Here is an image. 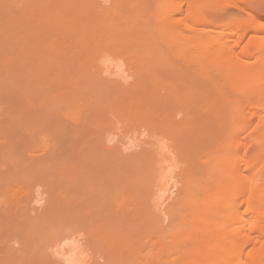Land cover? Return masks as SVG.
Segmentation results:
<instances>
[{
	"label": "bare ground",
	"instance_id": "bare-ground-1",
	"mask_svg": "<svg viewBox=\"0 0 264 264\" xmlns=\"http://www.w3.org/2000/svg\"><path fill=\"white\" fill-rule=\"evenodd\" d=\"M7 1L9 0H6V2ZM82 1L83 0L74 1L76 3L75 5L76 8H74L75 6L73 7L75 9L73 14L75 15L69 20L63 19L62 21L60 19H54L51 21L50 20L51 17L48 18L51 15H49L48 13V17L46 15L45 17L46 19H45L43 17L45 16L43 12L38 14L40 17L37 15V18L39 17L38 25L42 23L41 25L43 27V30L44 28H46L45 31L49 30L47 27H45V24L46 26H48V24L50 23L49 25L51 26V28L49 27L50 34L53 32L51 35L49 34V32H45V31L44 32L42 31L39 33V31H41L40 29H38L39 26L37 28H36V25H35V28L34 26L31 27V25H34L32 23L28 27L32 28V30L34 29V31L38 29L37 31H35V34L33 31H32L33 33L30 32L26 26L20 27L22 28V30L15 29L17 28L15 26L14 29L17 30L16 32H18V34L14 32L15 35H13L11 31H15V30H12L14 24H18V25L26 24V23L30 24V22H33V21L29 20L28 19L29 17L26 18L27 16H29V13H27L28 15H25L26 17L17 16L19 18H15L9 21V16H10L9 8L11 9V7L10 5L7 4L8 2L7 3L3 1L0 2V50H1L0 51V54H1L0 55V68L1 70L4 71L7 75H9V71L11 69L13 70V68L14 69L16 68L15 71L21 70L22 69L21 67L25 66L24 63L27 60L25 54L31 53L29 51L34 49V47L32 48L31 46H32V43H35V42L37 43V46L39 45L38 46L39 51L41 49V52H44V50H46L47 48L49 50H47L45 53L48 56L51 55V53H52V56L54 55L60 56L61 55L60 52L65 51L66 49L64 50L62 46L59 49L60 51L57 53V49L59 47H56V46H60L57 44H59L58 42L61 41L58 39L59 37L62 39V43L60 42V44L62 45L68 44L70 42L71 45L70 44L69 45L71 46V50L69 51V53L71 52L70 53L71 55H69L65 51L71 57L70 59H72L71 61L72 64L69 63V65L70 66L72 65L73 69L77 71L78 73L79 72L84 73L83 74L84 78L92 77V75L93 77H95L94 73L96 74V72L98 71L102 72L105 70L104 72H106V69H107L106 67H108V70H109V66L106 65L107 63L117 62L118 64L116 65H119V69L125 67L124 68L125 71L126 72L129 71L130 72L129 76H132V79L134 80L133 83L131 82L132 85L129 84L130 82H127L129 86L127 85V87H125L126 85L123 84L124 86L123 87L121 86L122 85L121 82L118 85L117 81L115 80L116 78L112 80H115L114 81L116 83L115 85H117L116 91L118 89H122L121 87H123L124 89H129L128 90L130 92L128 93L129 95H131V93L133 92L135 94V96H133L135 102L132 99V102L131 100H129L130 102L128 104H125L127 101L124 102L125 97H123L124 96L123 94L126 90L124 92L119 90L121 92V94L119 95H121V97L123 98V101H120L119 99L118 104L120 102L124 103L123 106L121 107H120L121 103L120 105L117 104L119 112L123 114V111L124 112L126 111L124 114L128 115L130 119L132 117L137 119L138 121L137 120L136 121L140 122L139 125L142 124L148 128L149 133L154 132L155 136L153 137V141H155L157 145L156 147L158 149L156 153L157 156H161L163 158V156L167 154L166 151H168V149L171 148V146L169 145V141L174 142L175 147L172 153H174V155L177 156L176 158L178 161L180 160L179 163L184 164L185 166L183 173L181 175H175L174 177L170 175L171 169L168 170L169 176L171 177V179L172 177L176 179L177 181L176 184H179V186L176 184H173L174 186L176 185V188H177V189L175 188L176 190L173 189L175 190L174 192L175 195L173 194L175 197L174 199L172 197V204H170L169 200H168L169 204L166 201L167 203L166 205L168 206L170 205V207L167 208L166 205L163 204L165 208H167L166 210H163L164 212L162 211V209H165V208L161 206H162V200L163 201L165 200L164 194L165 192H167L168 188L167 187L164 188L163 182L165 181V186H167L166 183L170 180L168 179L166 181L168 177V173L167 175H165L166 173L163 174L164 171H162V173H160L159 175L158 174L159 171L158 170L155 171L154 183L157 184V188L155 185L154 188H156V190L152 191L151 193L153 197L149 196L151 203H149L148 201L149 208L151 209V212H152L151 213L152 220H154V222H152L153 223L152 231H153V237H154L152 242L154 241L153 246L155 248L153 255L156 252V256H155V261H153L154 262L153 264H264V19H259L253 13H248V19H246L244 22H242L244 20L243 19V20H240L241 22L237 21L239 23L233 20V21L227 22V24H224V21L222 20V17L220 16L209 18L208 16H205V15H199V12H203L206 10L205 5L207 3L209 4V1H212V0H125L126 1L125 3L130 4L131 6L127 4H123L124 2L122 1L124 0H105L106 4L110 3V6H107V7H106L105 2H104L105 5H101V2L99 0L98 1L93 0V2L96 1L99 3L100 5V6L98 5L99 8H97L96 2H94V4L91 2L93 4L92 5V4H89L88 2L89 0H87L86 2L89 5H91V7L90 6L87 7L88 4L85 2L86 11L85 9L81 8L83 6L82 3L84 4V2ZM219 1H224V0H219ZM36 4H38V2H36ZM36 4L34 1L33 5L36 6ZM232 4L234 5V3L230 2L229 5L232 6ZM94 5H96V8H92V6ZM120 5H123V6L127 5L129 7V9L128 8L127 9L129 10V12H132L133 16L130 17L129 14H127L128 16L124 15L128 13V12H125L127 9L125 8L126 10L125 11L123 10L124 12H122L118 8V7H120L121 9L123 8V6H120ZM42 9L43 8L41 7L40 12L42 11ZM81 9L86 13L84 17L81 16V14H84L83 11H82L83 13H81ZM37 11L39 12V10ZM22 12L24 13V11ZM244 12L247 13V9H245ZM121 14L124 16H122ZM57 16L58 15H56V17ZM41 17L43 19H41ZM44 20L45 21L47 20V23ZM10 27L12 29H9ZM9 30L11 31L9 32ZM36 32L39 34H37ZM53 35H56L54 37L57 39V41L55 40ZM236 35H237V38L234 39ZM10 38L14 40V44H12L13 40H11ZM244 40H248V41H247V44L242 47L241 44ZM16 41L17 42L20 41V44L22 45V47L21 46L19 47L24 52H22V54L20 52H19L20 54H16L14 52L16 54V55L14 54L15 55V58H14L15 61H14V60H11L12 57L10 54L13 53L15 49H12V48L10 49L9 46L13 45V47H15ZM36 43L34 44V46H36ZM27 46L28 48H31V49L26 50L27 48L25 49V47ZM40 46L42 47L46 46V48L42 49V47ZM165 47L167 50L165 49ZM55 52L57 54H55ZM171 52H173L172 54L174 56L171 54ZM62 54H64V52H62ZM33 55L34 54H32V56ZM52 56L50 58H52ZM167 57L171 61L170 64H171L172 69L170 70L169 68L170 64H167L169 66L165 64L166 67L169 68L168 70L172 72H173V69L176 71L175 73L173 72V74L170 73V75L172 74L173 76L172 77L170 76L171 78L169 77V79H175L177 75H181V76H184L186 79L188 77H191L195 80H200L203 83L204 87H201L203 89L199 88L198 86H195V91L192 90V93L195 98H194V101L192 102L193 104L189 102L190 106H188L189 103L188 105L185 104V101H187L186 99H188V91H187V83L184 77L178 78L172 82L171 80H169L171 85L176 84L175 86L176 87L178 86L177 88H179V89L176 88L177 89L176 92L174 90L175 94L174 93L170 94L169 93L170 91H168V93H165L167 92L165 91L164 93L166 94V96H164L163 94L162 96L164 97L160 96L159 91L161 90V87H162L161 83L163 81L161 79L162 76L157 75V69L161 68L163 66V63H166L167 61L166 59H168ZM46 59L48 58H45V60ZM163 59H165V61H163ZM60 61H63L62 58H60ZM63 62H65V60ZM63 62L62 63L60 62V63L64 66ZM65 63L67 64L68 62H65ZM40 68H41V65L39 66V69ZM27 69H30V67H28ZM45 70L48 71L50 70V68L49 69L45 68ZM56 71H58V69ZM59 72L61 71L59 70ZM162 72L163 71L161 70L160 73ZM47 73L48 72H46L45 74L46 78H47ZM86 73H87V76H84L86 75ZM89 74L90 76H88ZM163 75H164V72H163ZM37 76H39V74ZM121 77L122 75L118 79L121 80ZM42 78H45V77H42ZM162 78H165V76ZM219 78L222 81V82L219 81L220 84L218 82ZM165 79L163 80L167 81V79L166 80ZM45 80L47 79L40 80V81L44 82ZM56 80L58 79L56 78ZM91 80L95 82L94 78ZM91 80L90 82L93 83ZM53 81L54 80H51L50 82H53ZM103 81H106V80H103ZM103 81L101 80L100 83ZM107 81L110 83L112 82L109 80ZM24 82L26 83L25 80ZM47 83L49 82L47 81ZM55 83L56 82H54L53 84ZM80 83L79 84L82 86L83 82H80ZM95 83L99 84V82L98 83L95 82ZM53 84H51L52 85L51 88L55 86ZM30 85L34 87V82H33V85L31 83ZM43 85L41 87H43ZM110 85L112 86V84H108V85L105 84L103 86L104 88L102 89H107L110 87L109 90H111ZM168 85L170 84L168 83ZM174 85L173 87H175ZM93 86L95 85H92L91 87V84H90L91 88H93ZM118 86L120 87L118 88ZM27 87L28 85L26 87L24 86V88H27ZM169 87L173 89L171 86ZM181 87H184V88L186 87V90ZM44 88H47V86L45 85ZM43 89H42V93H43ZM182 89L185 90L183 91L185 95L182 94ZM59 90H62V89L59 88ZM29 92L30 91L28 90V93ZM34 93H37V92H34ZM66 93H63V95H65ZM236 94H238V101L235 100ZM106 95H109V94H106ZM111 95L108 97H111ZM126 100H128V98H126ZM78 106H74L75 108H72L73 106H70V107L66 106V108L67 109L72 108V109L78 110L80 109L78 108ZM114 106H116V104ZM116 107L115 109L117 110ZM118 110H117V113H118ZM78 114H81V112ZM175 114H182L183 119L179 122H175L174 121L176 117ZM108 115H111V114H108ZM121 116L122 115H120V117ZM135 119L132 121L135 122ZM222 120L229 121V124L225 127V130L222 131V134L221 135L219 134V141L218 140H216L215 142L211 141L207 137V132L210 131L213 125L217 126L219 121H222ZM85 121L87 122V120ZM85 121L84 122L82 121L83 123L79 124L82 126L84 125L82 128L89 125V123H86ZM102 121L100 120L99 124H101ZM134 122L132 125H134ZM77 125L78 124H75V126ZM88 127L89 126H87V128ZM250 128H253V132L251 133L252 137L250 138V142H249L248 137H242V135L244 132H246ZM79 129L80 128H78V130ZM94 134H92L93 137L96 136ZM84 135L82 134V136ZM76 136H79V135H75V137ZM150 137H152V134ZM93 141L91 140L92 143ZM97 141H99V139H97ZM101 143L98 142V144H101ZM96 144L97 143H95V147H96ZM241 147H244L243 152L240 151ZM106 148H109V147H106ZM82 149L84 150V148ZM104 150H105V147H104ZM89 152H90V149L88 153ZM67 153H68V150H67ZM88 153L86 152V155ZM113 153L115 154V152ZM168 153L170 154V152ZM164 157L166 158L168 157V155ZM48 158L50 157L48 156ZM158 159L160 160V158ZM168 159L169 157L165 161H167ZM130 160L131 158L129 159V162H131ZM120 162L122 163V161ZM157 162L160 163V161H157ZM115 164H117V162ZM135 164L136 163L134 162L133 165L135 166ZM67 167L68 166H66V168ZM70 167H71V162H70ZM132 168L134 169V167ZM16 169L17 167L14 170L16 171ZM61 171H62L61 173L63 174V170ZM96 171L97 173H100L98 170H95L94 171L95 174H96ZM64 172H65V169H64ZM82 172L84 173V171H81L80 175L83 174ZM18 173H19V170H18ZM66 173H67V170H66ZM91 173H90L91 175L90 176L89 171H88L87 176L88 175L90 176L93 183L92 181L89 183V180H90L88 179L89 177H85V175H83L82 180L87 178L85 181L87 180L88 181L87 183H84V184L85 185L87 184L88 186H85L83 184L82 187L80 186L81 188H84V189L87 187L90 188L91 185L92 186L95 185V182H94L95 175H92ZM73 176L75 177V175ZM77 176L79 177V175ZM92 176L94 177V180L92 179ZM257 177L259 179L256 181ZM30 178H32V175ZM79 178L77 180L78 182L80 180ZM65 179L66 178L63 179L64 183H66ZM98 179H96V183ZM85 181H82V183ZM78 182H77L78 187L74 185L76 189H80L79 187L80 184L78 185ZM47 183H49V181ZM80 183H81V180H80ZM88 183L90 184V187ZM173 185H172V188H173ZM49 186H51L50 183H49ZM72 186H73V183H72ZM74 186L72 187L73 189H75ZM172 188L169 187V189H172ZM76 189H75V192L78 196L80 194L79 192H81V196L79 198L81 197L83 198V196L85 197V195L82 194L81 189H80L81 191L76 190ZM130 189H132L131 185H130ZM131 191L130 192L134 194V189H132ZM46 192H48V189ZM73 194H71L72 198H74ZM76 194H75V198L77 200L76 202L79 201L82 204L83 199L81 200L82 201L81 202L78 196L76 197ZM49 196L50 198L51 196L57 197V195H54V194H51V195L49 194ZM68 196L70 197V194ZM168 198H170V195L168 196ZM71 199L70 200L68 199V200L71 201ZM56 200H49V197H48V202L45 203L44 208L41 209V212H39V214L41 213L39 216L31 215L32 212L29 211V209H27L28 207L25 208L24 206H22L21 209L19 208L17 209L18 213H20L21 210L24 212L23 214L20 213L22 217L25 214L29 215L28 212H31L29 215V217L31 216V218H28V220L27 219L24 220L27 222V224L30 222L29 226L31 229L29 228L30 229L28 230L29 233H26L27 230H25L24 232L20 230L23 226H21L19 229L22 232L20 233L19 231V233L23 235V241L22 242L20 241L22 237L20 238V240L18 238V241H20V244L23 243L25 246V248L22 245L19 246L18 256H20V259L23 258V256L26 259V256L28 254H30L31 256L28 255L27 257L31 258L32 255H35L36 258L38 257L39 258L38 260L40 261L42 259V255L46 257V255L43 252H45L46 250L45 248H47L48 250V247H51V246L45 247L46 243H43L44 247L42 246L41 239L44 238L43 237L44 235H42L41 232L38 231V229L41 224H43V227L45 226L44 224L46 225L50 224L51 222L48 223V221L51 219L52 216L56 217L54 218V220H58V224L61 222V219L59 217L63 214V211L65 209L64 208L65 204L60 203L59 198H58L59 203ZM27 205L28 204H26V206ZM75 205L78 206L77 204ZM71 206L72 205L69 206L70 209H71ZM242 208L243 210H241ZM25 209L27 211H24ZM78 209H82V207ZM17 210H16V213H17ZM160 210L163 213H161ZM80 212L81 211H79V213ZM20 214L19 215L14 214V215L17 216L18 219H22V218H19ZM24 218H27V217H24ZM75 218H73V220H75ZM8 219L9 218H7L6 220ZM18 219H17V222H19ZM30 219H32L31 220L32 224H31V221H29ZM46 219H48L47 223L45 222ZM66 219H70V218L66 217ZM73 220H70L71 223L70 221H68V224H66L67 221L64 223L65 225L69 226L70 224L72 225L74 223ZM9 221H10L9 223L14 222V220L11 221L10 219ZM50 221H52V226L54 228L53 219ZM164 221H168V224L166 226L165 224L163 225ZM101 223H99L100 228L104 226V224H101ZM31 225H34V226L39 225V227L38 229H35V227H33L32 229ZM105 227H107L106 224H105ZM15 228L18 229V227H15ZM70 229L72 231L73 228H70ZM49 231L52 234L51 236L52 240L54 239V236H58L56 235L55 232H52L53 231L52 229ZM148 231L146 232L148 233ZM100 232H104V231H100ZM141 233L143 234L142 235V239H143L144 233L143 231ZM12 234H9V235L11 236ZM105 234L107 235V233ZM147 235L148 234H146V236ZM135 236H134V239H135ZM47 237L48 236H46V238ZM116 237L112 238V236H110V238L106 237L107 239L106 241L104 240L105 244L109 246V249L110 247H113L118 250L121 249L122 251L124 250V248H126V246L128 248L130 246L131 248V245L134 240L131 241V244L127 245V242H128L127 240H126L127 242H125L122 239H121L122 241H120L118 240L119 236L117 237V239ZM148 237L150 238L151 236H148ZM36 238H37L36 240L37 243L33 242L35 241L34 239ZM16 239L17 237H15V240ZM56 239L58 238L56 237ZM102 239H103V236H102ZM13 240H14V236H13ZM30 240H32L31 243L33 242L37 246L40 243L38 246L39 247L38 249H40V245L43 247V248L41 247V250L39 252H41L42 249H44V251H42L40 254L38 253L39 256H37L38 254L34 252V250L36 251V248H35L36 245L32 244L31 246ZM12 241L10 240L8 241L7 239V246H8V242L12 243ZM54 241L55 239L53 240V243ZM147 241L148 240H146V243ZM43 242H45V239H43ZM100 242H101V239H100ZM102 244H98L97 248L98 249L99 247L102 248L101 246ZM33 245L35 249H33ZM78 245L80 246V244ZM9 246L11 245L9 244ZM28 246L32 248L33 252L32 251L29 252V250L31 249H29ZM137 246H139V244ZM21 247L25 249V251L23 250L22 252L23 256L20 255V251L22 250ZM8 248L9 247H7L6 252L9 255L11 249L9 248V252H8ZM75 248H78V247H75ZM113 248H112V251H113ZM15 250H18V248ZM26 250L28 251V253H26ZM85 250L82 246V252H85ZM102 250L103 249H100V251ZM133 250L135 249L132 248V252ZM12 252H13V249H12ZM16 252L14 254L15 256H17ZM135 253H132L131 255H129V257H131L132 259ZM129 254H130V250H129ZM44 257H43V262H44ZM9 258L14 259L13 254H12V258L11 257ZM47 258L50 259V257L48 256ZM148 258H149V255H148ZM17 259L19 260V257H17ZM95 259H96V256H95ZM151 259L154 260V258L152 257ZM151 259H149L150 262L148 259L147 261L145 260L147 264L148 262L151 264L152 262ZM21 261L23 264H25L24 259H21ZM48 262L50 263V261ZM96 263L97 262H95V264ZM110 263H113V262L110 261ZM110 263L108 262L107 264H110ZM93 264H94V261H93Z\"/></svg>",
	"mask_w": 264,
	"mask_h": 264
},
{
	"label": "rangeland",
	"instance_id": "rangeland-1",
	"mask_svg": "<svg viewBox=\"0 0 264 264\" xmlns=\"http://www.w3.org/2000/svg\"><path fill=\"white\" fill-rule=\"evenodd\" d=\"M2 1L6 2V0H0V2H2ZM34 1H35V4H36V2H38V4H36L37 7L35 5H33ZM74 1L75 0H30V1L29 0H9V1H7L8 3L6 2L11 7V9L9 8V10H10L9 11V14H10L9 21H11L15 18H19V17H26L25 15H28L27 13H29V16H27L26 18L29 17L28 19L33 21V22L29 21L30 24L29 23L28 24L27 23L26 24H20V25L14 24L13 29L11 28L12 26L9 29H12V30L21 29L22 30V28H20V27L26 26L29 29V31L30 32L33 31L34 34H35V31H37L38 29L41 30V31H39V33L42 31L44 32L46 28H44V30H43V27L41 25L42 23H40L38 25V22H39L38 19L40 17L38 14L43 12L45 15L43 17L45 18L46 15L48 17V13H49V15H51V16H49L48 18L51 17V19H50L51 21L54 19H60L62 21H63V19L69 20L75 15V14H73L74 10H75L74 8H76V6H75L76 3ZM86 1L87 0L82 1V2H84V4L82 3V5L84 7L80 6L82 9H85V11H86L85 4L87 3ZM96 1H98V0H96ZM96 1H94V2H96ZM99 1L101 2V5L106 4L105 0H103V1L99 0ZM25 2H27V3H25ZM88 2H89V4H92V3L94 4L93 0H91V1L89 0ZM104 2H105V4H104ZM122 2H124L123 4H127V3H125L126 2L125 0ZM230 2L234 3V5L232 4V6H230L229 5ZM89 4L87 5V7L88 6L91 7V5H89ZM96 4H97V8H99V6H100L99 3L96 2ZM207 4L205 5L206 10L203 12H199V15H205V16H208L209 18H214L216 16H220V17H222L224 24H227V22L233 21V20H235L236 22L237 21L241 22L240 20L244 19L242 21V22H244L246 19H248V13H253L259 19H264V0H224V1L212 0V1H209L208 5ZM127 5L131 6L130 4H127ZM127 5L126 6L120 5V6H123V8L122 9L120 7H118V8L122 12H124L127 8L129 9V7ZM40 6L43 8L41 12H40V10H41ZM107 6H110V3H107L106 7ZM92 8H96V5L92 6ZM92 8H90V9H92ZM82 9H81V13L84 12ZM245 9H247V13L244 12ZM37 10H39V12ZM127 10L125 12H128V13H126L124 15L129 14L130 17H132L133 16L132 12H129V10L128 11ZM22 11H24V13ZM19 12H21V13H19ZM55 14L58 16L56 17ZM85 14L86 13L84 12V14H81V16L84 17ZM37 15L39 16L38 18H37ZM124 15H122V16H124ZM17 16H19V17H17ZM41 19H43V18L41 17ZM45 22L47 23V20ZM239 22H237V23H239ZM31 23L34 25H31ZM30 25H31V27L34 26V28H35V25H36V28L38 26L39 27L37 30L34 31V29L32 30V28L28 27ZM49 25H50V23L48 24V26H46V24H45V27H47L50 30L51 26H49ZM15 26L17 28L14 29ZM21 30H19V31H21ZM49 30H47L45 32H49V34H50ZM10 31L11 30H9V32ZM16 31L17 30L11 31V33L13 35H15L14 32L16 34H18V32H16ZM39 33H37V34H39ZM54 36H56V35H53V37ZM50 37H52V36H50ZM236 38H237V35L234 37V39H236ZM10 39L13 40L12 38H10ZM58 39L61 40L60 42L62 43V39L60 37ZM11 40H10V42H11ZM55 40L57 41L56 38H55ZM247 41L248 40H244L242 42L241 46L242 47L245 46L247 44ZM10 42H9V44H10ZM60 42H58L59 44H57L60 46H56V47H59L57 49V53L60 51L59 49L63 46L62 48L64 50L66 49L65 51L69 55H71L70 54L71 52L69 53V51L71 50L70 42L68 44H65L66 46L60 44ZM35 43H32V46H31L32 48L34 47V49L29 51L32 54H34L35 56L34 55L32 56L31 53H26L28 51L25 52L27 60L24 63L25 66L21 67L22 69L19 70L20 72L18 70H16L18 72L17 73L15 71L16 68L15 69L13 68L14 71L11 69L9 71V75H7L0 68V264H23L21 259L25 260V262H24L25 264H48L49 263L48 261H50L49 264H56V263L57 264H82V263L83 264H93V261H94V264H95V262H97L96 264H107L108 262L110 263V261L113 262L110 264H142V262H143V264H147V262H146L147 259L149 260V259H151V257L154 258V260L151 259V261H152L151 264H153L154 263L153 261H155L156 252L153 255L155 248L153 246L154 241L152 242V240L154 238L153 237V231H152V229H153V227H152L153 223L152 222H154V220H152V216H151L152 212H151V209L149 208V205H148L149 203H151L149 196L151 197L152 191H155L157 188V184L154 183L155 171L158 170L159 173L158 172H156V173H158L159 175H160V173H162V171H164L163 174L166 173L165 175H167V173H168V177H167L166 181L168 179L170 181H168L166 183L167 186H165V181L163 182L164 188L167 187L168 190L164 194L165 200L164 201L162 200V206L161 207L165 208L164 205H166L167 203L169 204V202H170V204H172V197L174 199V197H175L174 192L177 189L176 185L179 186V184H176L177 181L173 177L175 175H181L183 173L184 168H185L184 164H180L179 163L180 160L178 161L176 158L177 156H175L174 153H172L174 150V147H175V143L172 141H169V145L171 146V148L168 149V151L165 150L167 152V154L164 155V156L168 155L169 159L167 161H165L168 157L165 158L163 156V158H162L161 156H157V154H156L158 149L156 148L157 145H156L155 141H153V137L155 136L154 132L149 133L148 128L142 124L139 125L140 122H137L138 121L137 119H135L133 117L130 119V117L128 115L124 114L126 111L125 112L123 111L124 115L121 114V112H119L118 105H120V103H121L120 102L118 104L119 99H120V101H123V98L121 97V95H119V94H121L120 91L124 92L126 90L124 92V94L122 93L124 95V96L123 95L122 96L125 97L124 102L127 101L125 104H128L130 102L129 100H131V102H132V99L134 100L133 96H135V94L133 92H132L133 95H132V93H131V95H129L128 94V93H130L128 91L129 89L123 88L124 87L123 84L126 85L125 87H127V85H128L127 82H130L129 84L132 85L131 82L133 83V81H134L132 79V76H129L130 72L125 71V69H124L125 67L119 69V65H116V64H118L117 62L107 63L106 65L109 66L110 71L108 70V67H106L107 68L106 72H104L105 70L102 72L98 71L99 73L96 72L97 75L94 73L95 77H93V75H92V77H89V78L85 77L84 78L83 77L84 73H82V72L78 73L77 71H75L73 69L72 65L71 66L69 65V63L72 64V62H71L72 59H70L71 57L65 51H62V52H64V54H62V52H60L63 57L61 55H60L61 57L59 55H57L58 56L57 57L53 54L55 56L54 57V56H52V53H51V55L48 56L45 52L49 49H47L46 46H43V47L40 46V47H42V49L46 48V50H44V52H41V49L39 51V48H38L39 45L37 46V43H36V46H34ZM12 44H14V40H13ZM15 44H16L15 47H13V45L9 46L10 49L11 48L15 49V51H13V53L10 54L12 57L11 60H14L16 54H20V53L22 54V52H24L19 47V46L22 47V45L20 44V41H18V42L16 41ZM25 49L28 50L31 48H28V46H27V47H25ZM165 49H166V47H165ZM173 52H171V54ZM49 53H50V51H49ZM57 53L55 52V54H57ZM12 55H14V56H12ZM172 55H170V56H172ZM51 56L53 59L50 58ZM66 57H67V59H66ZM45 58H48V59H46L47 61L45 60ZM60 58H62L63 61L65 60V62H68V63L66 64L63 61H60ZM58 59H59V61H58ZM168 59H166L167 60L166 63H163V66L161 68H159L160 71L162 70L164 72V75H163V72L160 73L159 69H157V75L162 76V77L165 76V78L167 79V81H164L163 79H165V78L161 77L163 82L161 83L162 87H161V90L159 91L160 96H162V94L164 96H166L165 93H168V91H170L169 92L170 94H173V93L175 94L176 90L179 88H177L178 86L177 87L175 86L176 84L171 85L169 80H171V82H172L178 78L184 77L181 75H177L175 77V79H169L170 76L171 77L173 76L172 75L173 72L175 73L176 71L174 69H173V72L170 71L172 69L171 64H170L171 61H170V59L169 60ZM163 61H165V59H163ZM172 61H173V59H172ZM60 62L61 63L63 62L64 66ZM14 63H16V62H14ZM26 64L28 67H30V69H27L28 67L26 66ZM165 64L166 65L170 64V66L167 65V66H169L170 70H168L169 68H167ZM40 65H41V68L39 69ZM44 67L46 69L50 68V70L47 71V70H45ZM47 67H49V68H47ZM31 69H33V70H31ZM57 69H58V71H56ZM59 70L61 72H59ZM107 70L109 71V73ZM33 71H35V72H33ZM70 71H72V72H70ZM10 72H12V73H10ZM46 72L49 73V74L47 73V78L45 75ZM73 72H74V74H73ZM115 72H116V74H115ZM170 73H172V74L170 75ZM10 74H12V75H10ZM38 74L40 77L37 76ZM90 74H92V73H90ZM90 74L88 76H90ZM98 74L100 75V77ZM43 75H45V76H43ZM72 75H74L75 77ZM121 75H122V77H121L122 81L120 79H118ZM29 76H31V77H29ZM84 76H87V73ZM42 77H45V78H42ZM97 77H99V78H97ZM56 78L58 80H56ZM71 78H72V80H71ZM86 78H87V80L88 79L89 80L87 81ZM90 78L91 79L94 78V81L97 83L99 82V84H96ZM114 78H116L115 80L117 81L118 85L121 82V84H122L121 86H123V87H121L122 89H118L116 91L117 85H115L116 84L114 82L115 80H112ZM125 78H127V79H125ZM158 78H160V77H158ZM44 79H47V80H45L44 82L40 81V80H44ZM73 79H75V80H73ZM79 79L80 80L82 79V80L80 81ZM8 80H9V82H8ZM24 80L26 81L27 84L24 82ZM51 80H54V81L50 82ZM90 80L94 84L91 83ZM101 80L102 81L106 80V81H103L100 83ZM107 80L112 81V82L110 83ZM47 81L49 83H47ZM75 81H77V82H75ZM185 81L187 83V91H188V99H186L188 102L185 101V104L188 105L189 102L192 103L194 101L195 97L192 93V90L195 91V86H198L199 88L204 87V86L200 80H195L191 77H188L187 79L185 78ZM219 81L222 82L220 80V78L218 79V82ZM29 82L32 85L34 82V87H32ZM54 82H56V83L53 84ZM72 82H73V84H72ZM80 82H83L82 86L80 85L81 84ZM113 82H114V84H113ZM220 82H219V84H220ZM43 83H44V85H43ZM50 83L55 85L56 87L53 86L51 88L52 85ZM77 83L78 84L80 83V84L78 85ZM104 83L107 85L112 84V86L110 85L111 90H109L110 87L107 88L108 90L102 89V88H104L103 87L105 85ZM168 83L170 85H168ZM173 83H175V82H173ZM8 84H9V86H8ZM90 84H91V87H92V85H95V86H93V88H91ZM27 85H28V87L24 88V86L26 87ZM42 85H43V87H41ZM45 85L47 86V88H44ZM173 85L175 87H173ZM169 86H171L173 89H171ZM58 87L60 89H62L63 91L59 90ZM119 87L120 86H118V88ZM181 88H184V87H181ZM25 89H27V90H25ZM42 89H43V93H42ZM167 89H169V90H167ZM184 89L186 90V87ZM201 89H203V88H201ZM28 90L30 91L29 93H28ZM53 90H54V92H53ZM174 90H175V92H174ZM185 90L182 89L183 95H185L183 93V91H185ZM165 91H167V92H165ZM34 92H37V93H34ZM106 92H108V93H106ZM63 93H66V94L63 95ZM112 93H114V94H112ZM70 94H71V96H70ZM106 94H109V95H106ZM116 94H117V96H116ZM170 94H168V95H170ZM110 95H111V97H108ZM128 95H129V97H128ZM157 95H158V93H157ZM29 96H30V98H29ZM164 96H162V97H164ZM72 97H74V98H72ZM106 98H107V100H106ZM126 98H128V100H126ZM235 100L238 101V94H236ZM134 102H135V100H134ZM190 103L188 106H190ZM113 104L114 105L116 104L117 107L114 106ZM123 104L124 103L122 102L120 107L123 106ZM66 106L67 107L73 106L72 108H75L74 106H78V108H80V109L76 110V109L69 108V109H71V110H69L66 108ZM115 107L117 108L119 114L117 113V110L115 109ZM111 109H113V110H111ZM77 112L78 113L81 112V114H78ZM133 112H135V111H133ZM114 113L115 114L117 113L116 115L118 116V118ZM108 114H111V115H108ZM120 115H122L121 117L124 119H122L120 117ZM175 115H176V117L174 119L175 122H179L183 119L182 114H175ZM66 116H67V118H66ZM70 116H72V117H70ZM99 119L101 121L103 119L101 124H99L100 123ZM127 119H128V121H127ZM134 119H135V122L132 121ZM85 120H87V122ZM82 121L89 123V125H87L89 127L87 128V126H85L84 128H82L84 125L83 126L79 125V124L83 123ZM122 121H124V122H122ZM133 122H134V125H132ZM75 124H78V125L75 126ZM228 124H229V121L222 120V121H219L217 126L213 125V127L210 129V131L207 132L208 139H210L211 141H214V142L216 140L219 141V134L220 135L222 134V131L225 130V127ZM78 128H80V129L78 130ZM108 129H110V130H108ZM74 130H76V131H74ZM81 131H82V133H81ZM87 131L88 132L90 131V132L88 133ZM91 131H93V132H91ZM103 131H105V132H103ZM85 132H87V133H85ZM117 132H118V134H117ZM252 132H253V128H250L246 132L243 133L242 137H248L249 142H250V138L252 137V134H251ZM74 133H75V135H79V136L75 137ZM82 134L83 135L86 134L88 136H86V135L82 136ZM92 134H94L96 136L93 137ZM151 134H152V137H150ZM88 138H90V139H88ZM97 139H99V141H97ZM91 140L92 141L95 140V141H93L94 144L91 142ZM103 140H105V141H103ZM82 141H83V143H82ZM98 142L99 143L102 142V143L98 144ZM95 143H97L96 147H95ZM104 147H105V150H104ZM106 147H109V148H106ZM82 148H84V150ZM89 149H90V152L88 153ZM113 149H114V151H113ZM116 149H118V150H116ZM243 149H244V147H241L240 151L243 152ZM67 150H68V153H67ZM86 150H88V151H86ZM85 151L88 153L87 154L88 156L86 155ZM107 151H109L110 153ZM113 152H115V154ZM168 152H170V154ZM99 153H100V155H99ZM104 153H105V155H104ZM133 155H135V156H133ZM48 156L50 158H48ZM106 158L108 161L106 160ZM130 158H131V160H130L131 162H129ZM158 158H160V160ZM132 159H134V160H132ZM161 159H162V161H161ZM85 160H86V162H85ZM170 160H171V162H170ZM76 161H78V162H76ZM91 161H92V163H91ZM120 161H122V163ZM157 161H160V163H158ZM43 162H44V164H43ZM70 162H71V167H70ZM108 162H110V163H108ZM116 162H117V164H115ZM134 162L136 163L135 166L133 165ZM78 163H79V165H78ZM111 163H112V165L114 163V165L112 166ZM119 163H121V164H119ZM162 163H164V164H162ZM160 164H162V165H160ZM66 166H68V167L66 168ZM16 167H17V169L15 171L14 169ZM79 167H80V169H79ZM132 167H134V169L136 171ZM64 169H65V172H64ZM18 170H19V173H18ZM61 170H63V174L61 173L62 172ZM66 170H67V173H66ZM90 170H91V172L93 170V172L91 173ZM95 170H98L100 173H97V171H96V174H97L96 175L94 172ZM168 170H170V175L173 176L172 179L169 176ZM172 170H173V172H172ZM81 171H84V173L82 172L83 174L80 175ZM86 171H87V173L89 171V175H90V173L92 175H95L94 176L95 177V181H94L95 185L94 186L91 185V187H90L89 183L92 181L90 178L91 175L87 176ZM24 175H25V177H24ZM31 175H32V178H30ZM33 175H34V177H33ZM73 175H75V177ZM77 175H79V177H81V178H79ZM83 175H85V177H89L88 179H90V180H89L88 184H89L90 188H88V187L85 189L81 188L83 186V184L87 183V181H88V180L85 181L87 178L86 179L83 178L84 180H82ZM99 176H100V178H99ZM63 177L66 178L65 179L66 183H64ZM77 177L81 180V183H80V180H79V182L77 181L78 180ZM94 177L92 176L93 180H94ZM96 179H98L97 183H96ZM258 179L259 178L257 177L256 181ZM68 180H69V182H68ZM48 181H49L51 186H49V183H47ZM71 181L73 183V186L76 185V187H78L77 182H78V185L80 184L79 187L81 186L80 189L82 190V194L85 195V197L82 195L83 198L82 197L79 198L81 196V192H79V191H81V190L76 189V187L74 186L76 190H79L78 192L80 194L78 196L75 192V189L72 188L73 186H72ZM82 181H85V182L82 183ZM44 183L48 184V185L46 184L47 187L45 186ZM92 183H93V181H92ZM70 184H71V186H70ZM173 184H176V185L174 186ZM130 185H131V188L134 189V194L131 193L132 189H130ZM155 185H156V188H154ZM172 185H173V188H172ZM52 186H53V188H52ZM85 186H88V185L86 184ZM169 187L172 189H169ZM47 189H48L49 193L46 192ZM173 189H175V190H173ZM49 194L50 195L51 194L57 195V197L51 196V198H50ZM69 194H70V197L68 196ZM71 194H73L74 198H72ZM75 194H76V197L78 196L80 201L83 199L82 204L79 201L76 202L77 200L75 198ZM167 195L168 196L170 195V198H168ZM48 197H49V200H56V198H57L56 201H58V203L60 200V203L65 204V207H64L65 209L63 211V214L59 217L61 219V222L59 220L60 223L58 224V220H54V218H56V217L52 216L51 219L50 218L49 219L50 220L53 219L54 228L52 226V221H50V220L48 221V223L51 222L50 224H48V225L44 224L46 226V227L44 226L46 229L50 228L48 230H46L43 227V224H41L40 227H39V225H37V226L31 225V226H32V229H33V227H35V229H38V227H39L38 231H40L41 234L44 235L43 239H45V242H43V239H41L42 246H43V243H46L45 247L46 246H51V247H48V250H47V248H45L47 251L45 250V252H43V253L46 255V257H44V255L41 254L42 255V259L40 258L41 261L38 260L39 258L38 257L36 258L35 255H32L31 258L27 257L30 254H28L27 256L24 254L26 256V259H25V257L22 255L23 254L22 252H23V250L25 251V249H23L21 247L22 250L20 251V255H22L23 258L20 259V256H18L19 246H21V245L24 246L23 243L20 244V241L21 242L23 241V235H21L20 233H22L21 231L24 232L25 230H27L26 233H29L28 230L31 229L29 226L30 222L27 224V222L24 220L25 219L28 220V218H31V216L29 217L31 212H32L31 215L39 216L41 214V213L39 214V212H41V209L44 208L45 203L48 202ZM58 198H59V200H58ZM66 199L67 200L71 199V201L68 200V202H67ZM168 200H169V202H168ZM148 201H149V203H148ZM166 201H167V203H166ZM72 203L77 204L79 207L76 206L75 204L73 205ZM26 204H28V205L26 206ZM70 205H72L71 206V209L73 208L72 210L69 208ZM80 205H81L83 211H82V209H78V208H81ZM22 206H24L25 208L28 207L27 209H29V211H31V212H28L29 213V215L27 214L28 216L25 214L22 217L21 214L24 213L22 210H21L22 212L19 210L21 214L18 213L17 209L18 208L21 209ZM75 206H76V208H75ZM166 207L168 208V207H170V205L169 206L166 205ZM167 208H165V209L161 208V209L163 211V210H166ZM16 210H17V213H16ZM241 210H243V208ZM24 211H27V210L25 209ZM79 211H81V212L79 213ZM162 211L160 210L161 213L164 212V211L163 212ZM14 214H16V215L20 214L19 218H22L23 220L18 219L17 216H15ZM24 217H27V218H24ZM66 217L70 218V219H66ZM7 218H9L11 221L14 220V222L9 223L10 222L9 219L6 220ZM59 218H57V219H59ZM73 218H75V220H73ZM15 219H16V221H15ZM17 219L21 223L17 222ZM32 219H34V218H32ZM32 219H30L29 221H31ZM47 220L48 219L45 220L46 223H47ZM70 220H73V222H74L72 224L73 226L70 224L71 227H70V225L67 226L64 223L67 221L66 224H68V221H70ZM82 220H84V221H82ZM101 222H103V223H101ZM70 223H71V221H70ZM99 223L104 224V226L101 227L102 230L99 226L100 225ZM107 223H109V224H107ZM25 224H26V226H25ZM31 224H32V221H31ZM105 224L107 227H105ZM164 224L166 226L168 224V221H164L163 225ZM21 226H23V227L20 229ZM15 227H18V229ZM55 227L58 228L59 230L56 229ZM103 227H104V229H103ZM70 228H73L72 231ZM51 229L53 230L52 232H55L56 235H58V236H54V239H55L54 243H53L54 239L53 240L51 239L52 234L49 231ZM148 230L152 233H150ZM19 231H20V233H19ZM100 231H104V232H100ZM142 231L144 233L143 239H142L143 234L141 233ZM146 231H148V233ZM35 233H36V231H35ZM105 233H107L108 236ZM110 233H112V234H110ZM9 234H12L11 235L12 237ZM146 234H148V235L146 236ZM7 236H9V237H7ZM13 236H14V240H13ZM46 236H48V237L46 238ZM102 236H103V239H102ZM105 236L108 238H110V236H112V238L119 236L118 240H120V241L124 240L125 242L128 241L127 245L131 244L132 240H134V241L131 245V248H130V246H129V248L126 246V248H124V250H122L124 252H122L121 249L118 250L116 248L110 247L111 251L113 248V251L111 252L109 249V246L107 244H105V241L107 240ZM134 236H135V239H134ZM148 236H151V237L149 238ZM15 237H17L16 240H15ZM34 237H36V236H34ZM56 237L58 239H56ZM117 237H116V239H117ZM18 238H19V240L21 238V240L18 241ZM138 238H139V240H138ZM7 239H8V241L13 240L12 243L8 242V246H7ZM46 239H47V241H46ZM100 239H101V242H100ZM34 240L35 241H33V242L37 243V241H36L37 238ZM146 240H148L149 242L147 241V243H146ZM31 241L32 240H30V243H31ZM56 241H57V243H56ZM33 242L31 243V246H32V244H35ZM18 243H19V245H18ZM28 243H29V241H28ZM135 243L137 245L139 244V246H137ZM143 243H145V244H143ZM9 244L11 246H9ZM39 244H38V246H39ZM56 244H57V246H56ZM78 244H80V246ZM87 244H88V246H87ZM98 244H102L101 245L102 248L99 247V249H98L97 248ZM105 245H107V246H105ZM6 246L11 249L9 255L6 252L7 251ZM38 246L36 245V247H35L36 251L34 250V252L37 254L38 253L40 254L42 251H44V249H42V251L39 252L41 250L42 246L40 245V249H38L39 248ZM82 246H83L84 250L86 249L85 252H82ZM151 246H152V248H151ZM59 247H60V249H59ZM75 247H78V248H75ZM9 248H8V252H9ZM17 248H18V250H15ZM24 248H25V246H24ZM26 248H27V246H26ZM28 248L31 249V250H29V252H31V251L33 252L32 248H30L29 246H28ZM35 248L33 245V249H35ZM132 248L135 249V250H133V252H132ZM150 248H151V250H150ZM12 249H13V252H12ZM80 249H81V251H80ZM92 249H94L95 251ZM100 249H103V250L100 251ZM27 250H26V253H28ZM129 250H130V254H129ZM15 252H16L17 256L14 255ZM80 253H81L83 258L81 257ZM90 253H92V254H90ZM132 253H135V254L131 259V257H129V255H131ZM12 254H13L14 259L9 258V257L12 258ZM39 254L37 256H39ZM67 255H68V257H67ZM76 255H78V256H76ZM142 255H143V257H142ZM148 255H149V258H148ZM47 256L50 257V259L47 258ZM95 256H96V259H95ZM124 256H126V257H124ZM17 257H19V260L17 259ZM43 257H44V262H43ZM46 260H48V261H46ZM82 260H83V262H82ZM19 262H21V263H19ZM149 262H150V260H149ZM149 262H148V264H150Z\"/></svg>",
	"mask_w": 264,
	"mask_h": 264
}]
</instances>
